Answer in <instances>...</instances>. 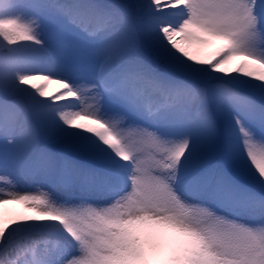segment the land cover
<instances>
[{"label":"snow or ice","instance_id":"6c2138e0","mask_svg":"<svg viewBox=\"0 0 264 264\" xmlns=\"http://www.w3.org/2000/svg\"><path fill=\"white\" fill-rule=\"evenodd\" d=\"M0 37L54 66L0 59V165L45 189L0 198L37 213L0 223V264H264V0H0ZM234 57L247 63L229 76ZM53 76L66 91L45 102ZM225 109L251 182H237Z\"/></svg>","mask_w":264,"mask_h":264},{"label":"rangeland","instance_id":"374dc122","mask_svg":"<svg viewBox=\"0 0 264 264\" xmlns=\"http://www.w3.org/2000/svg\"><path fill=\"white\" fill-rule=\"evenodd\" d=\"M1 59V58H0ZM47 66L48 67H53L54 66L48 62L47 63ZM29 68H36V69H40L38 66L37 67H33V66H29ZM45 68V67H43ZM37 72H29L27 74H35ZM52 90H49L48 91V97H45V98H42V99H49L50 95L52 94L51 93ZM55 96L52 97V99L54 98ZM92 103V100L90 98L86 99V100H77L76 98H73V99H70L68 101V104H72V105H79V107H72V108H66L65 110L67 111H86V110H90L88 109V105ZM228 113H230L231 115L232 112H229L227 110ZM81 123L83 124H87L85 123L84 120H81L80 121ZM247 122V121H246ZM234 144L233 146H235L237 152H242L243 153V147H242V144H241V137L240 135L236 136V139L233 141ZM232 146V144H230ZM0 146H3V143L0 142ZM2 156V153L0 152V157ZM231 159L234 161V162H237L238 160H244V161H248L247 160V157L246 155L244 154L242 157H239V159L235 156H232ZM38 187V186H37ZM17 188H23L25 189L28 194H33V195H38L40 194V192L42 191H45V189H39V191H32V185L29 183V182H24V181H21L19 184H17L11 175H8L7 177H5L4 175V171H3V166L0 165V198H4V197H7V195L9 194V192H12L13 194H23V193H20V192H17L16 189ZM21 206H24L23 209H17V208H14V213L11 211H2V206L0 207V223L3 224L4 227L6 228H10L11 225H9L10 223H13V221H24L27 217H30V216H34V215H37L36 212L32 211L31 208H29L26 204L24 203H20ZM4 206V205H3ZM26 208V210H25ZM31 212H34V213H31Z\"/></svg>","mask_w":264,"mask_h":264}]
</instances>
